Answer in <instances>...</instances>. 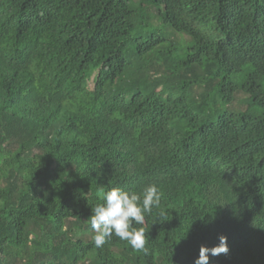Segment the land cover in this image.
Masks as SVG:
<instances>
[{
	"label": "trees",
	"instance_id": "trees-1",
	"mask_svg": "<svg viewBox=\"0 0 264 264\" xmlns=\"http://www.w3.org/2000/svg\"><path fill=\"white\" fill-rule=\"evenodd\" d=\"M142 104L160 127L105 134ZM152 184L147 251L97 248L102 193ZM263 224L264 0H0V264H194L220 234L208 264H264Z\"/></svg>",
	"mask_w": 264,
	"mask_h": 264
},
{
	"label": "clouds",
	"instance_id": "clouds-1",
	"mask_svg": "<svg viewBox=\"0 0 264 264\" xmlns=\"http://www.w3.org/2000/svg\"><path fill=\"white\" fill-rule=\"evenodd\" d=\"M158 21V16L154 22ZM97 73L93 74L89 83V88L95 87ZM91 84L93 86H91ZM138 120L135 129L118 128L110 125L105 134L118 133L127 138H133L137 132H143L149 128L160 127L158 120L150 115V109L144 104L137 111ZM103 203L92 209V215L89 217L90 226L95 233L92 241L97 248H101L106 239L113 235L122 241H126L128 245L135 251H147L145 248L146 237L143 230H133L131 225L144 223V214L151 213L153 208H158L161 202V193L155 184L144 188L143 194L129 193L119 188L102 193ZM262 236L264 237V224L260 227ZM229 251L227 245V237L223 234L218 236V243L212 247L201 244L198 256L194 260V264H208L209 256H218L227 254Z\"/></svg>",
	"mask_w": 264,
	"mask_h": 264
},
{
	"label": "rangeland",
	"instance_id": "rangeland-1",
	"mask_svg": "<svg viewBox=\"0 0 264 264\" xmlns=\"http://www.w3.org/2000/svg\"><path fill=\"white\" fill-rule=\"evenodd\" d=\"M91 86H93L91 84ZM246 93H244V91L239 90L236 96V101H235V105L239 108V109H245L246 108V104L244 102V99H246Z\"/></svg>",
	"mask_w": 264,
	"mask_h": 264
}]
</instances>
